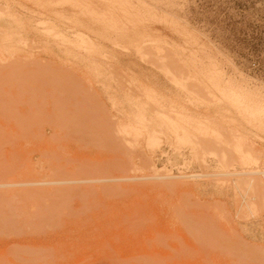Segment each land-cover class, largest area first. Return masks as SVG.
<instances>
[{
    "label": "rangeland",
    "instance_id": "1",
    "mask_svg": "<svg viewBox=\"0 0 264 264\" xmlns=\"http://www.w3.org/2000/svg\"><path fill=\"white\" fill-rule=\"evenodd\" d=\"M247 171L264 0H0V264H264Z\"/></svg>",
    "mask_w": 264,
    "mask_h": 264
},
{
    "label": "bare ground",
    "instance_id": "2",
    "mask_svg": "<svg viewBox=\"0 0 264 264\" xmlns=\"http://www.w3.org/2000/svg\"><path fill=\"white\" fill-rule=\"evenodd\" d=\"M251 157L252 155L249 154ZM245 175H257L264 174V171H247L244 173ZM251 194V199L254 200L255 204L264 206V183L257 182L254 183L253 180L247 186V194Z\"/></svg>",
    "mask_w": 264,
    "mask_h": 264
}]
</instances>
